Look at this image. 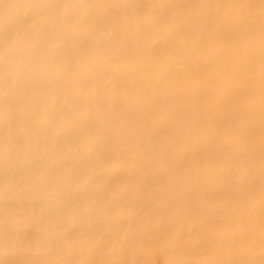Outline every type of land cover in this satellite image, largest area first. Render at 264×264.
<instances>
[{
	"label": "bare ground",
	"instance_id": "obj_1",
	"mask_svg": "<svg viewBox=\"0 0 264 264\" xmlns=\"http://www.w3.org/2000/svg\"><path fill=\"white\" fill-rule=\"evenodd\" d=\"M0 264H264V0H0Z\"/></svg>",
	"mask_w": 264,
	"mask_h": 264
}]
</instances>
